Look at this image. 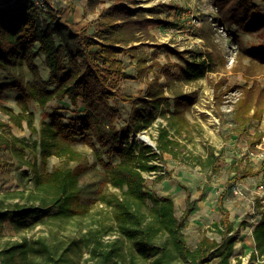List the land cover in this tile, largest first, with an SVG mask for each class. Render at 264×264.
I'll use <instances>...</instances> for the list:
<instances>
[{
	"label": "trees",
	"instance_id": "16d2710c",
	"mask_svg": "<svg viewBox=\"0 0 264 264\" xmlns=\"http://www.w3.org/2000/svg\"><path fill=\"white\" fill-rule=\"evenodd\" d=\"M42 2L46 8L44 12L50 14V0ZM101 2L104 1L88 0L90 11L96 13ZM135 3L136 0H115L109 7L102 8L95 20L78 28L57 16L50 20L46 16L41 21L36 16L33 0L0 1V71L13 77L12 81L0 83V113L7 118L0 119V149L22 165L32 166L35 181L33 191L27 196V201L33 203L15 202L0 210V218H10L15 226H21L30 217L53 210H57L54 216L61 218L86 213L80 199L79 171L60 166L52 172H40L36 162L31 165L26 159L31 146L27 139L15 135L12 127L22 128L27 123L32 134H39L38 145L44 166L52 156L66 163L78 161L82 155L73 148L78 139L97 155L104 151L119 159L112 163L99 158L112 186L121 192L113 207L114 227L98 222L96 229L87 236L90 254L100 264L115 260L124 262V248L120 244L123 241L132 244L129 264H207L211 260H216V264H231L235 245L247 222L243 220L238 228L234 227L230 211L224 206L223 194L218 200L221 219L214 221L192 247L185 229L198 200L192 199L189 187L179 183L187 193L185 209L180 215L173 196L152 194L146 189L145 174L162 170L158 160L164 161L165 154L179 160V149L183 144L178 136L190 125L186 113L191 111L196 95L173 93L170 99L156 72L153 80L146 79L155 66H161L165 69L166 87L171 89L174 76L166 67L154 61L149 65L139 55L138 51L146 44L143 37L150 35L151 26L157 24L158 19L142 12L133 15L130 5ZM214 3L217 8L215 24L249 35L264 34V0H214ZM149 11L152 16L157 13L156 9ZM94 26L96 31L92 34L90 30ZM205 37L210 36L205 34ZM123 53L138 57V79L147 85L145 94L136 99L113 86L112 78L121 77L124 71L119 58ZM41 55L50 71L48 79L43 78L35 62ZM215 60L213 52L203 63L187 60L183 71L185 82L197 80L206 69L214 71ZM233 70L242 72L247 84L228 87L224 79L215 83L216 115L225 120L222 106L226 97L238 91V97L232 103L231 126L233 133L246 135L250 126L254 122L260 123L264 117V86L254 80L259 75L264 76V63L251 61L244 64L240 59ZM28 74L32 81L27 80ZM250 82L252 86L248 85ZM8 90L19 92L16 99L19 112L3 103L4 93ZM65 99H69L74 107L83 104L80 130L65 125L63 117L57 113L38 130L30 104L36 102L40 108H45L52 101ZM114 99L132 104L131 115L124 126H119L122 114L112 105ZM158 114L167 119V125L158 127L156 147L132 143L131 134L149 128ZM263 136L264 133H257L252 145L256 147ZM198 162L212 172L220 171L219 157L214 149ZM262 170L243 173L239 165H235L232 172L236 173L235 179H244L258 176ZM158 179L163 180V175H158ZM13 196L24 198V193ZM209 233L218 235L219 239L211 238ZM110 234L117 235L118 239L106 241ZM253 237L256 251L252 253L251 264L254 261L264 264V211H261ZM34 253L44 255L45 260H33L31 254ZM0 258L4 264L67 262L64 255L57 257L56 251L43 239L33 246L27 238L6 244L0 250ZM235 264H242V260L237 259Z\"/></svg>",
	"mask_w": 264,
	"mask_h": 264
},
{
	"label": "rangeland",
	"instance_id": "374dc122",
	"mask_svg": "<svg viewBox=\"0 0 264 264\" xmlns=\"http://www.w3.org/2000/svg\"><path fill=\"white\" fill-rule=\"evenodd\" d=\"M103 1L97 7L98 9L107 7L115 0ZM164 5L167 8H162ZM130 9L133 15L142 12L150 18L158 19L157 24L151 26L150 35L143 37V43L146 44L138 52L145 58L147 64L157 62L166 67L174 76L171 89L166 87L165 69L161 66H155L154 71L150 72L146 79L153 80L154 72H156L160 83L165 86V95L170 99L173 93H195L196 95V102L191 111L186 113L190 125L181 136H178L183 144L179 149V160H174L168 154L164 155L167 160H158L157 163L162 170L145 174L147 191L160 196L172 195L177 203L178 215H180L185 205V191L179 183L189 187L193 199L196 196L205 199L199 212V216L205 215L203 224L221 218L217 201L221 194H224L225 206L234 213L232 216L234 225L238 227L240 221L245 220L247 227H251L261 218V211H264L262 171L257 180L245 178L238 181L233 178L235 173L232 171L235 165H239L243 173L264 169L261 160L252 156V153L257 152V147L251 143L252 140H256L257 133H264V117L263 122H254L250 126L248 134L233 133L232 103L238 97L239 92L226 97L222 106L225 120H221L216 115L213 87L221 79L226 81L228 87H243L247 84L244 74L235 72L233 68L240 59L244 64L251 61L264 63V34L249 35L215 24L217 8L214 0H136L134 5H130ZM150 9H156L157 13L152 16ZM43 12L44 9L35 8L36 16L41 21L46 16L48 20L57 16L79 28L86 26L94 17L89 9L88 0H50L48 11L50 14L47 15V11ZM95 31L94 26L90 33L93 34ZM205 34L210 37L207 39ZM210 52H213L216 57V69L214 71L206 69L200 78L186 83L183 77L186 61L203 63L208 61ZM119 58L124 64V71L121 77L112 78L113 86L121 93L135 99L141 97L145 94L147 85L138 79V57L136 59L131 54L123 53ZM35 62L43 78L48 79L50 71L47 68L45 57L41 55ZM12 80V76L0 71V83ZM27 80L32 81L30 74ZM254 80L264 86V76L259 75ZM252 84V82L248 83L249 86ZM18 95V91L8 90L3 97V103L12 107L16 112L20 111L16 102ZM171 102L170 111L173 110V101ZM111 103L121 111L122 119L119 126H124L131 115L132 104L115 99L111 100ZM30 110L34 113V123L38 130L44 123L50 122L54 113L61 115L64 124L76 131L80 130L82 124L79 117H84L83 104L80 103L78 107H74L69 99L52 101L45 108H40L36 102H33L30 104ZM0 119L6 120L7 118L0 113ZM160 124L167 125V119L158 114L149 128L140 133L131 134L130 141L140 146H150L147 143L148 140L144 139L148 137L156 147ZM12 130L15 135L27 139L31 149L27 151L26 159L31 161V165L36 162L38 171L52 172L55 168L64 166L80 172L79 187L82 191L80 199L86 213L61 218L54 216L57 210H53L50 213L44 212L30 217L26 224L21 226H15L10 218H0V250L8 243L24 238L31 241L33 246L43 239L56 251L57 257L60 255L66 257V264H100V261L90 254L87 236L90 231L96 229L98 222H104L108 226L114 225L111 218L113 207L118 197L121 196V192L112 186L108 174L99 163V158L112 163H117L119 159L104 151L97 155L92 148L78 139L73 145L74 150L82 155L78 161L66 163L61 158L52 156L44 166L41 163V150L38 145L39 134H32L27 123H24L22 128L13 126ZM212 149L219 157L220 171L217 173L203 168L198 162V159L206 157ZM248 153L250 158L245 157ZM158 175H163L164 179L159 180ZM34 182L32 166L22 165L12 155L0 149L1 211L15 202L33 203L27 201V196L33 191ZM237 188L242 189L241 194L235 193ZM20 192L24 193V198L13 196ZM199 216L198 220L191 222L185 230L188 243L192 247L196 246L203 234L201 228L195 227L198 225L197 221L200 222ZM246 233H248L247 229ZM209 236L219 239L216 234L209 233ZM115 239H118L115 234L106 236V241ZM244 239L247 242L252 238L248 236ZM239 242L238 240V245H240ZM120 244L124 248L125 261L115 260L109 264H129L132 244L124 241ZM237 249L240 251V247ZM245 253H248V256L244 259L245 261L240 258L242 264H251L253 252L246 251ZM31 257L37 261L45 260L42 254L34 253ZM234 260L233 256L231 261ZM1 262L0 258V264H3ZM253 263L256 264V261ZM207 264H216V260H211Z\"/></svg>",
	"mask_w": 264,
	"mask_h": 264
},
{
	"label": "crops",
	"instance_id": "0c3cea01",
	"mask_svg": "<svg viewBox=\"0 0 264 264\" xmlns=\"http://www.w3.org/2000/svg\"><path fill=\"white\" fill-rule=\"evenodd\" d=\"M114 2H112V3H110L107 7H109L111 4H113ZM104 8V7H103ZM101 9H102V7H101ZM101 9H98L97 8V11H96V13H91L92 15H94V17H93V19H91V21L92 20H95L97 17H98V13L100 12V10ZM90 22V21H89ZM88 22V23H89ZM87 23V24H88ZM79 28V27H78ZM187 117V116H186ZM187 119H188V117H187ZM264 121V120H263ZM262 121V122H263ZM263 138H264V136H263ZM250 151V150H249ZM248 151V152H249ZM207 156H208V154H207ZM206 156V157H207ZM170 157H172L171 155H170ZM206 157H204V158H206ZM246 158H250L249 157V153H248V155H246L245 156ZM164 159L165 160H167L166 159V157L164 156ZM174 160H177V159H174ZM234 163H236V161L234 162ZM262 164V163H261ZM235 176H236V173H235ZM234 179H235V177H233ZM248 179H250V180H257V179H259V176H254V177H247ZM246 178V179H247ZM245 179V178H244ZM237 181L238 180H241V179H236ZM182 188V187H181ZM240 189V188H239ZM240 190H242V189H240ZM185 191V190H184ZM222 195V194H221ZM164 196H166V195H164ZM172 196V195H171ZM186 196H187V193H186V191H185V204H186ZM191 197H192V194H191ZM220 198V197H219ZM223 198H224V194H223ZM193 199V198H192ZM195 199H197L198 200V202L196 203V208H195V210H194V212L191 214V216L189 217V220H188V222H187V227H188V225L189 224H191V222H193V221H195V220H198V216H199V212H200V208L202 209V205L204 204V200L205 199H203L201 196H196L195 197ZM219 200V199H218ZM223 203H224V200H223ZM217 205H218V201H217ZM224 206H225V204H224ZM229 211H230V214H231V221H232V223L234 224V221H233V212H231V209H229L227 206H225ZM184 209H185V205H184ZM183 209V210H184ZM218 209H219V206H218ZM203 215V214H202ZM200 215L199 216V218H201V219H199L200 220V222L199 221H197V224L198 225H195V227L196 228H201V230L204 232L214 221H218V220H214V221H212V222H208V223H204L203 224V222H204V220H205V215ZM221 217H222V214H221ZM221 219V218H220ZM219 219V220H220ZM261 219V218H260ZM260 219L255 223V224H253L251 227H245L244 229H242V231H241V233H240V235H239V244L240 245H238V242L236 243V245H235V254H234V258H235V260L232 262L231 261V264H235V261L237 262V259H243V261H245L244 259H246L247 258V254L248 253H245L246 251L247 252H254V251H256V245H255V240H254V237H253V231H254V229H255V227L258 225V223H259V221H260ZM243 221V220H242ZM241 222V221H240ZM240 224V223H239ZM239 226V225H238ZM234 227L235 228H238V227H236V225H234ZM246 229H247V232L250 234V235H248V233H246ZM186 230V229H185ZM248 236H251V241H247V242H245L244 240V238L245 237H248ZM238 247H240V251H238ZM1 263H3V261L1 262ZM4 264V263H3Z\"/></svg>",
	"mask_w": 264,
	"mask_h": 264
},
{
	"label": "built area",
	"instance_id": "2783aa9c",
	"mask_svg": "<svg viewBox=\"0 0 264 264\" xmlns=\"http://www.w3.org/2000/svg\"><path fill=\"white\" fill-rule=\"evenodd\" d=\"M33 1L35 3V7L37 9L42 8V9H44V11L46 10L45 5L42 2V0H33ZM147 143H149V142H147ZM149 144L154 145V143H152V142H150ZM256 147H257V150H256L257 152L252 153V156L254 158H257V159L261 160L262 165H264V138H263V140H262L261 143H259L258 145H256ZM261 174H263V177H264V169L262 170V173ZM235 193L241 194V190L237 188L235 190Z\"/></svg>",
	"mask_w": 264,
	"mask_h": 264
},
{
	"label": "bare ground",
	"instance_id": "6f19581e",
	"mask_svg": "<svg viewBox=\"0 0 264 264\" xmlns=\"http://www.w3.org/2000/svg\"><path fill=\"white\" fill-rule=\"evenodd\" d=\"M144 139L148 140L149 143L152 142V140H149L148 137H144Z\"/></svg>",
	"mask_w": 264,
	"mask_h": 264
},
{
	"label": "water",
	"instance_id": "95a60500",
	"mask_svg": "<svg viewBox=\"0 0 264 264\" xmlns=\"http://www.w3.org/2000/svg\"><path fill=\"white\" fill-rule=\"evenodd\" d=\"M151 146L155 147V145L150 144Z\"/></svg>",
	"mask_w": 264,
	"mask_h": 264
}]
</instances>
